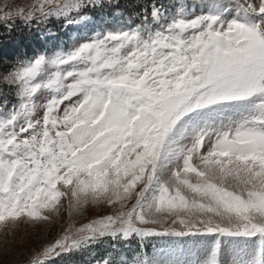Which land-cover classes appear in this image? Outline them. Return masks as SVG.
I'll return each mask as SVG.
<instances>
[{
	"label": "snow or ice",
	"instance_id": "snow-or-ice-1",
	"mask_svg": "<svg viewBox=\"0 0 264 264\" xmlns=\"http://www.w3.org/2000/svg\"><path fill=\"white\" fill-rule=\"evenodd\" d=\"M104 6L5 4L0 27L87 22ZM137 14L0 68V234L99 206L25 264L101 245L91 264H264V0H153ZM154 238L166 244L149 254Z\"/></svg>",
	"mask_w": 264,
	"mask_h": 264
},
{
	"label": "rangeland",
	"instance_id": "rangeland-1",
	"mask_svg": "<svg viewBox=\"0 0 264 264\" xmlns=\"http://www.w3.org/2000/svg\"><path fill=\"white\" fill-rule=\"evenodd\" d=\"M108 1V0H104ZM32 0H0V7L5 4L11 6L28 5ZM184 2V0H168L166 7L172 8V6ZM193 2V0H188ZM196 3L206 2V0H195ZM90 19L87 22H80L72 25H66L63 22L59 24L57 30L46 25V23H33L38 25L35 30V35L29 36L30 44L25 49L24 46L20 48L21 56L16 60L2 64V67L10 66L17 63L21 59H29L34 55L41 52L51 53L57 48L70 49L75 46L78 42L90 39L94 32L105 31L108 28H115L120 26L124 21L131 19L132 23H139L122 10L115 9L105 14L98 12L96 16L89 15ZM19 21H17L18 23ZM20 24V22H19ZM55 27V26H53ZM56 28V27H55ZM27 51L26 57H22V54ZM102 211L99 206L95 207L94 210H84L83 214L69 215L67 206L57 216H54L50 223H44L39 225H24L21 224L15 228L14 231L10 230L6 235L0 234V249L6 247V254L0 256L5 262L10 264H25L29 258L31 251L38 248L41 243L51 240L53 237L60 234L64 228L69 225L75 224L79 226L81 223L87 222L90 218H93L97 212ZM166 241L159 238H154L149 247L148 253L152 254L155 250L165 247ZM182 248H191L192 245L185 241ZM200 251H206L207 245H197ZM137 248L133 243L123 249H118L117 253L113 255L117 259H123L131 256ZM110 249L107 245H101L91 249H87L81 253L73 255L71 258H66V264H91L94 259H99L105 256ZM175 258L184 259V256L180 255V248L175 251Z\"/></svg>",
	"mask_w": 264,
	"mask_h": 264
},
{
	"label": "trees",
	"instance_id": "trees-1",
	"mask_svg": "<svg viewBox=\"0 0 264 264\" xmlns=\"http://www.w3.org/2000/svg\"><path fill=\"white\" fill-rule=\"evenodd\" d=\"M152 2L153 0H111V3H109L108 0L104 1V7L92 8L88 9V11L92 12L100 9L108 10L110 8H117L115 5H118V7L124 9L128 15L140 20V17L137 14L139 9L141 7H148ZM156 2L166 5L167 0H156ZM45 23L46 25L54 28L53 26L57 27L61 21L53 20ZM37 26V24H32L25 27V25L22 23L19 24L18 22L16 28L11 33H9L5 28L0 27V67L4 63L20 58V48L22 46H24L25 49L28 48V45L30 44V40L28 38L35 33ZM22 57H26V55L22 54Z\"/></svg>",
	"mask_w": 264,
	"mask_h": 264
}]
</instances>
